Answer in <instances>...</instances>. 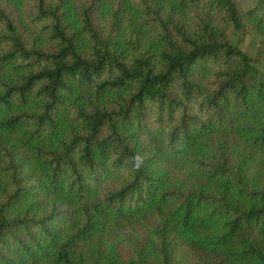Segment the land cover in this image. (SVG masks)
Instances as JSON below:
<instances>
[{
	"label": "trees",
	"instance_id": "trees-1",
	"mask_svg": "<svg viewBox=\"0 0 264 264\" xmlns=\"http://www.w3.org/2000/svg\"><path fill=\"white\" fill-rule=\"evenodd\" d=\"M264 0H0V264H264Z\"/></svg>",
	"mask_w": 264,
	"mask_h": 264
},
{
	"label": "rangeland",
	"instance_id": "rangeland-1",
	"mask_svg": "<svg viewBox=\"0 0 264 264\" xmlns=\"http://www.w3.org/2000/svg\"><path fill=\"white\" fill-rule=\"evenodd\" d=\"M229 39L233 44L239 45L252 56L258 58L256 68L264 77V43L257 34H249L232 27L229 30Z\"/></svg>",
	"mask_w": 264,
	"mask_h": 264
}]
</instances>
